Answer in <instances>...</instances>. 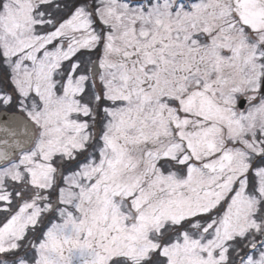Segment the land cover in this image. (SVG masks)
I'll list each match as a JSON object with an SVG mask.
<instances>
[{
    "label": "snow or ice",
    "instance_id": "snow-or-ice-1",
    "mask_svg": "<svg viewBox=\"0 0 264 264\" xmlns=\"http://www.w3.org/2000/svg\"><path fill=\"white\" fill-rule=\"evenodd\" d=\"M0 264H264V0H0Z\"/></svg>",
    "mask_w": 264,
    "mask_h": 264
}]
</instances>
